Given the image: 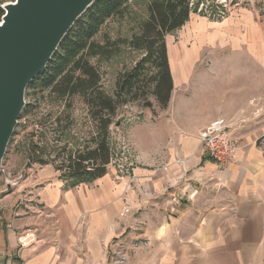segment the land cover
Segmentation results:
<instances>
[{"label": "crops", "instance_id": "1", "mask_svg": "<svg viewBox=\"0 0 264 264\" xmlns=\"http://www.w3.org/2000/svg\"><path fill=\"white\" fill-rule=\"evenodd\" d=\"M204 23L191 14L183 47L166 46L170 99L126 130L132 168L69 186L42 167L0 186V264H98L115 240L127 264H264V9L251 2L209 30ZM206 44L232 58L218 63L217 100L211 89L178 90L184 78L196 89L191 60ZM218 118L236 122L241 139L225 170L198 139Z\"/></svg>", "mask_w": 264, "mask_h": 264}, {"label": "rangeland", "instance_id": "2", "mask_svg": "<svg viewBox=\"0 0 264 264\" xmlns=\"http://www.w3.org/2000/svg\"><path fill=\"white\" fill-rule=\"evenodd\" d=\"M14 1L0 0V9L2 10L6 3ZM149 1L129 0L124 13L121 16L108 19L93 38L98 46L95 49L98 53L88 57V61L96 69L100 77L101 90L107 95H113L118 76L132 69L144 55L142 50L130 46V40L140 33V26L147 18ZM197 1H199L198 10L193 15L199 21L205 22V30H209L213 26L212 23L230 18L238 8L247 7L251 2L255 3L258 10L263 12L264 9V0ZM183 35L184 28L167 35L165 37L167 48L183 47ZM191 47L189 44L187 49L189 50ZM230 59L232 58L229 54H218L215 44H206L191 60V66H194L192 81L197 83L196 89L191 92L190 85H188L189 80L184 78V86L178 90L190 94L211 89L215 100L221 98L219 88L223 86L218 83V77L222 69L218 63ZM155 70L152 63L142 65L139 72L138 89L136 93L134 92L137 96L136 100L121 106L113 117L114 124H111L108 129L107 141L111 152V162L108 168L128 170L134 166L136 157L126 130L141 121L144 111L162 110L153 94L151 79ZM147 104H150V107H147ZM65 105L70 107L66 108ZM94 134H96L95 127L89 117L88 108L78 96L72 97L65 104L54 101L48 90L43 93L29 92L27 95L25 94L24 112L19 118V124L15 129L8 153L3 159L2 167L5 174H0V186H5L4 178H18V183H20L27 176L37 173L38 169L52 167L49 164H52L53 160H57L56 162L59 164L63 157L61 155L63 149L75 152L92 148L91 141ZM30 142L39 146L35 156H38L43 162H49L48 165L26 166Z\"/></svg>", "mask_w": 264, "mask_h": 264}, {"label": "trees", "instance_id": "3", "mask_svg": "<svg viewBox=\"0 0 264 264\" xmlns=\"http://www.w3.org/2000/svg\"><path fill=\"white\" fill-rule=\"evenodd\" d=\"M128 2L129 0L95 1L66 34L44 72L25 91L27 95L29 92L43 93L48 90L54 101L65 104L72 97L78 96L88 108L96 132L91 141L93 147L75 152L63 149L60 163L53 160L49 164L58 174V179L69 186L91 183L107 173L111 162L108 129L114 124L113 117L117 110L136 100L139 72L143 64L152 63L156 69L151 79L153 94L161 109L167 107L172 91V78L165 37L184 26L190 15L197 13L199 6L197 0H150L147 5V18L140 26V33L130 40V46L142 50L144 55L132 69L118 76L113 95H107L101 90L100 77L89 64L88 57L98 53L95 50L98 46L93 38L103 24L108 19L121 16ZM2 15L3 11L0 9V18ZM38 149L37 144L30 142L27 167L36 164L48 165L49 162H43L35 156Z\"/></svg>", "mask_w": 264, "mask_h": 264}, {"label": "water", "instance_id": "4", "mask_svg": "<svg viewBox=\"0 0 264 264\" xmlns=\"http://www.w3.org/2000/svg\"><path fill=\"white\" fill-rule=\"evenodd\" d=\"M97 0H15L0 21V167L25 107L27 86ZM119 125V124H117Z\"/></svg>", "mask_w": 264, "mask_h": 264}, {"label": "built area", "instance_id": "5", "mask_svg": "<svg viewBox=\"0 0 264 264\" xmlns=\"http://www.w3.org/2000/svg\"><path fill=\"white\" fill-rule=\"evenodd\" d=\"M236 125V122L231 119L218 118L199 132L198 139L206 159L219 170L231 168L237 163V154L241 149V139L235 134ZM0 174H5L2 166L0 167ZM4 180L5 186L9 188L16 187L19 184L18 178H4ZM133 181L134 178L131 177L129 183L131 184ZM129 212V208L124 207L120 212V216H125ZM114 244L118 245L116 249L112 252L105 250L107 258L98 264H127L126 254L121 247L120 241L115 240Z\"/></svg>", "mask_w": 264, "mask_h": 264}]
</instances>
